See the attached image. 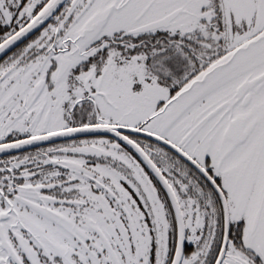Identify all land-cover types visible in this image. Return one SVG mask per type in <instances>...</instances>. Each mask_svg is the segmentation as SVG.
I'll use <instances>...</instances> for the list:
<instances>
[{"label":"flooded vegetation","instance_id":"af4514ba","mask_svg":"<svg viewBox=\"0 0 264 264\" xmlns=\"http://www.w3.org/2000/svg\"><path fill=\"white\" fill-rule=\"evenodd\" d=\"M8 1L0 0V44L48 0ZM211 5L205 31L169 30L190 11L185 6L149 22L168 16V25L137 31L145 24L133 27L132 9L129 15L114 12L115 0H66L0 56V246L17 259L12 264H39L37 213L52 216L50 241L60 264L87 260L86 245L98 250L100 261L172 264L177 210L186 228L181 264L199 247L196 264H264L258 232L264 223V127L257 117L264 110V56L259 83L235 80L228 95L221 91L199 105L172 103L183 85L227 52L223 2ZM143 45L150 49L145 72L161 82L150 83L139 100L137 73L126 65L138 62ZM152 48L160 49L159 62ZM212 53L210 62L202 59ZM167 73L178 80L170 84L177 77ZM139 101L153 111L140 120ZM97 124L110 127L53 136ZM191 124L196 128L187 130ZM197 126L210 129L213 142L205 148L197 142Z\"/></svg>","mask_w":264,"mask_h":264},{"label":"rangeland","instance_id":"374dc122","mask_svg":"<svg viewBox=\"0 0 264 264\" xmlns=\"http://www.w3.org/2000/svg\"><path fill=\"white\" fill-rule=\"evenodd\" d=\"M151 1L153 0H115V2H117V7H113L112 9L114 12H118L122 15L131 14L132 9L134 11L135 16H137V18L135 17V20L133 21V23L137 22V24L133 25V27H138L144 24L146 25V23L154 21L156 20V18H161L164 14L181 6H185L186 9L190 10L189 12L193 13L190 14L188 12L180 14L173 22V24L169 27L170 31L186 30L188 28L194 30L196 29L195 27H197V30L205 31L209 26V22L212 20L211 16L214 14L213 8H211V3L213 0H156V2L153 3V6L149 9V11H147L145 16H141L147 4L151 3ZM222 2L225 10L223 26L224 29L228 31V43L225 47L227 52L223 56L211 62L205 68L214 67L224 60V62H227L228 58L231 62L232 54L243 46H246L248 48V51L238 57V69H235L234 65H228L223 67L222 69H217L215 75L211 77L210 81L203 85L197 86V105H199L205 100H208L212 95L218 94L221 91H224L225 95L230 94L227 90H229L232 81L245 79L254 80L255 83L260 82V74H258V63L259 61H261L259 54L261 53L264 55V0H222ZM11 3L12 2L9 0L8 4L11 5ZM104 12L105 10L103 11V13ZM124 18V16L120 15V18L117 21H120L121 24H124ZM117 29L126 30L127 27H117ZM215 29H217V26ZM146 56V53L142 51L138 53V62L133 63L132 61H128V65H126L127 70H130L132 68L133 71L135 70L137 73V80L135 84L137 86H135V94L138 95L137 98L139 100L142 96H145V90H147L148 93L151 91L152 87L149 89L150 83L159 84V81L161 82V79L159 77L157 78L156 76L150 75L145 72V60H147ZM212 57L213 53L209 55L203 54L202 59L210 62L212 60ZM202 63L204 66L206 62L202 61ZM205 68L202 72L197 75V78H201L204 76V71L206 70ZM229 69L234 70L235 74H229ZM157 75L160 76V74ZM169 75L170 73H167L166 77H168ZM170 76L172 78L177 77V75ZM177 80L178 77L173 80L170 84L176 82ZM254 82L250 81L249 83L253 84ZM180 83L181 81L178 82V84ZM208 85L212 86L208 89ZM261 87L264 88V81L261 82L260 88ZM159 88L161 89V87ZM251 92L254 93V96H256V90H251ZM136 105L139 109V120L145 118L146 116H149L151 112H153L151 109L150 111H148V108H146L147 106H145V101H139V103H136ZM141 106L144 108V110H142L143 108H141ZM201 108H203V106H201L200 109ZM257 117L260 121H263L262 126L264 127V110H262L261 113L259 112L257 114ZM173 122H170L171 125L173 124ZM198 124L199 122L197 121V125ZM190 128L195 129L196 125L191 124L187 128V130ZM209 130L210 129L208 128H205L203 130L197 126V142L199 141L202 148L207 147L213 142V140L210 138L211 133ZM204 134L207 135L202 138ZM244 213H248V211H245ZM37 216H39L42 220L39 234L41 237V241L38 242L37 249V253L39 255V264H60L61 257H56L54 255L53 249H55L56 247L54 243L50 241V239H53V236L55 238V230L52 225V216L46 213H40V215L37 213ZM242 216V218H246L245 214H243ZM20 217L23 221H28L26 220L27 218L25 219L22 216ZM258 232L261 236L264 235L263 222L259 227ZM201 248L202 247L198 248L199 252L201 251ZM86 249H90L89 251L91 256L88 257L87 260L79 258L77 259L76 257H73L71 264H116L114 261H100L99 257L97 256L98 250L96 248L92 246L88 247L86 245ZM20 250H22L21 245L18 246L17 243V246H15V252L20 253ZM81 250L85 249L81 247ZM197 252L198 251L196 249L193 250L191 254L188 253L185 256L183 264H196ZM13 262L17 263V259H15L14 255H12V257H9L6 251L2 250L0 246V264H12ZM119 262L122 264H131L129 260H120Z\"/></svg>","mask_w":264,"mask_h":264},{"label":"water","instance_id":"95a60500","mask_svg":"<svg viewBox=\"0 0 264 264\" xmlns=\"http://www.w3.org/2000/svg\"><path fill=\"white\" fill-rule=\"evenodd\" d=\"M66 0H48L45 5L20 29H18L14 34L9 36L6 40H4L0 44V56L7 51H9L11 48L31 36L34 32L39 30L48 20L61 8V6L65 3ZM169 24V17H165V19L152 22L149 24H146L142 27L137 28V31H144V30H150L157 28L162 25H168ZM248 51V48L246 46L241 47L239 50L235 51L232 54V61H229V58L227 62H220L216 66L211 67V68H205L206 70L204 71V76L201 78H197V75L202 72L201 70L194 78H192L188 83L182 86V88L178 91V93L173 97V102L175 103L177 101H184V100H191L189 103H194V101L197 100V86L203 85L207 83L208 81L211 80V77L215 75V72L217 69H222L225 66L228 65H234L235 69H238L237 67L239 66L238 64V57L243 55L245 52ZM261 60L263 58V54H259ZM229 74L233 75L235 74L234 70L229 69L228 71ZM213 85V84H212ZM208 85V89L212 86ZM207 89V90H208ZM108 125H91V126H86L82 128H75V129H70V130H65L63 132H59L57 134H54V137L57 138H63L67 134L71 135L74 133L77 134H85V133H100L104 132L105 129H107ZM18 145V144H15ZM8 146V145H7ZM5 146L4 149H10L11 147ZM9 151V150H7ZM208 175V174H207ZM209 177V175H208ZM211 179V177H210ZM214 182V181H213ZM215 183V182H214ZM226 201V200H225ZM228 212V209H227ZM178 222H179V239L177 243V249H176V254L174 257V260L172 264H181L184 252H185V247H186V228H185V221L183 219V215L181 212H178ZM229 223V221H228ZM227 223V232H226V237H225V245L227 243L228 237H229V224ZM224 245V247H225ZM221 252V255L224 251ZM220 255V258H221ZM219 258V260H220ZM219 264V261L216 263Z\"/></svg>","mask_w":264,"mask_h":264},{"label":"trees","instance_id":"16d2710c","mask_svg":"<svg viewBox=\"0 0 264 264\" xmlns=\"http://www.w3.org/2000/svg\"><path fill=\"white\" fill-rule=\"evenodd\" d=\"M144 46V49H142V47H138V52H141V51H144V52H150V49H149V46H147V47H145V45H143ZM159 46V45H158ZM153 49V48H152ZM160 51V49L159 50H157V49H153L152 50V52H153V61H156L157 60V57H159V55L161 56L162 54L159 52ZM157 62H159L158 60H157ZM208 62H206V64H207ZM199 69H197V71H198ZM201 70H203V69H201Z\"/></svg>","mask_w":264,"mask_h":264}]
</instances>
